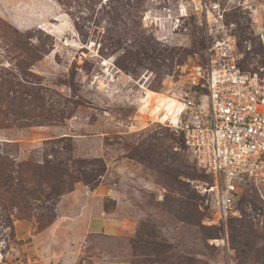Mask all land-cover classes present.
Instances as JSON below:
<instances>
[{
  "label": "rangeland",
  "instance_id": "1",
  "mask_svg": "<svg viewBox=\"0 0 264 264\" xmlns=\"http://www.w3.org/2000/svg\"><path fill=\"white\" fill-rule=\"evenodd\" d=\"M214 63L264 80V0H0V264H264V186L240 183L212 224L210 179L163 121ZM65 144L106 171L53 218L23 199ZM93 218L121 229L87 233Z\"/></svg>",
  "mask_w": 264,
  "mask_h": 264
},
{
  "label": "built area",
  "instance_id": "2",
  "mask_svg": "<svg viewBox=\"0 0 264 264\" xmlns=\"http://www.w3.org/2000/svg\"><path fill=\"white\" fill-rule=\"evenodd\" d=\"M189 86L193 97H177L176 120L167 122L209 177L201 194L210 202L212 224H221L232 213L240 183L264 186V80L214 63L193 68Z\"/></svg>",
  "mask_w": 264,
  "mask_h": 264
},
{
  "label": "trees",
  "instance_id": "3",
  "mask_svg": "<svg viewBox=\"0 0 264 264\" xmlns=\"http://www.w3.org/2000/svg\"><path fill=\"white\" fill-rule=\"evenodd\" d=\"M64 141V138H61L49 141L48 144L59 146ZM43 152H46L50 159L44 158L41 165L33 168L35 172L34 183L36 186L32 190L25 192L23 201L26 202L29 197H36L33 199L41 201L44 205L43 207L51 211L53 218H55L54 206L60 195L64 192H71L76 183H82L86 187L94 190L103 177L106 166L101 159L82 160L74 159L71 155L68 156L71 149L66 144L60 149L51 148L48 151L43 149ZM0 165H2L0 168L7 166L3 161ZM201 177L205 178L204 181H208V176L205 177L203 175ZM6 183L7 182L4 181L3 186L7 187ZM111 203H113L112 200ZM106 209L107 207L104 206L105 211ZM241 235L242 232L238 237L240 238ZM248 236L249 235L243 234V240H239L237 245V241H232V243L235 244V251L242 256L252 252L254 240H250Z\"/></svg>",
  "mask_w": 264,
  "mask_h": 264
},
{
  "label": "crops",
  "instance_id": "4",
  "mask_svg": "<svg viewBox=\"0 0 264 264\" xmlns=\"http://www.w3.org/2000/svg\"><path fill=\"white\" fill-rule=\"evenodd\" d=\"M117 224V223H116ZM114 224V225H111L107 220H103V219H99V218H93V220L90 222L89 224V227L88 228V231L87 233H97V232H105V233H108V234H111V229L112 230H120L121 227L120 225L119 228L117 227V225ZM101 264H111L109 262H101Z\"/></svg>",
  "mask_w": 264,
  "mask_h": 264
},
{
  "label": "bare ground",
  "instance_id": "5",
  "mask_svg": "<svg viewBox=\"0 0 264 264\" xmlns=\"http://www.w3.org/2000/svg\"><path fill=\"white\" fill-rule=\"evenodd\" d=\"M159 98L165 99V97H162L161 95L156 94ZM166 103L167 105L165 106L166 109L169 108V110L167 111L168 113L166 114V118H164L163 121H168L171 120L172 122H175L176 120V116L178 114L179 111V106L178 103L175 99L172 98H166Z\"/></svg>",
  "mask_w": 264,
  "mask_h": 264
},
{
  "label": "water",
  "instance_id": "6",
  "mask_svg": "<svg viewBox=\"0 0 264 264\" xmlns=\"http://www.w3.org/2000/svg\"><path fill=\"white\" fill-rule=\"evenodd\" d=\"M234 196H236V194Z\"/></svg>",
  "mask_w": 264,
  "mask_h": 264
}]
</instances>
